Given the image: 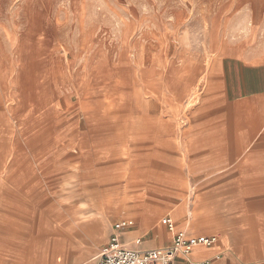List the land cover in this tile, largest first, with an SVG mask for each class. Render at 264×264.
Instances as JSON below:
<instances>
[{"label": "rangeland", "instance_id": "1", "mask_svg": "<svg viewBox=\"0 0 264 264\" xmlns=\"http://www.w3.org/2000/svg\"><path fill=\"white\" fill-rule=\"evenodd\" d=\"M239 47L264 48V0H0V261L89 260L101 189L109 229L195 204L184 128L214 57ZM73 213L77 230L52 231Z\"/></svg>", "mask_w": 264, "mask_h": 264}, {"label": "crops", "instance_id": "2", "mask_svg": "<svg viewBox=\"0 0 264 264\" xmlns=\"http://www.w3.org/2000/svg\"><path fill=\"white\" fill-rule=\"evenodd\" d=\"M207 75L208 89L202 104L184 128L186 153L198 155L190 167L186 165L185 181L199 186L198 201L167 214L165 207H136L135 213L117 220L109 229L107 210L111 207L107 198L111 200L112 193L96 191L88 205L98 212L82 226L92 230L94 242L103 246L89 260L90 252L78 254L74 264H96L120 221L127 222L121 231L125 247L140 252L170 247L174 233L162 223L166 216L172 217L177 231L218 237L214 246L198 247L187 257H180L178 264H264V48L221 51ZM125 183L124 194L128 188L141 187L145 183L143 169L142 173L130 172ZM79 213L68 216L67 230L62 231V220L52 231L74 232L81 226L73 219L80 218ZM47 260L45 255L33 263L47 264ZM61 263L60 256H55L52 264Z\"/></svg>", "mask_w": 264, "mask_h": 264}, {"label": "built area", "instance_id": "3", "mask_svg": "<svg viewBox=\"0 0 264 264\" xmlns=\"http://www.w3.org/2000/svg\"><path fill=\"white\" fill-rule=\"evenodd\" d=\"M162 223L174 233L170 247L145 252L125 247L121 231L127 226V222L120 221L115 224L110 242L98 255L96 264H178L180 257H187L198 247H212L218 241L217 236H191L185 231H177L170 216L164 217Z\"/></svg>", "mask_w": 264, "mask_h": 264}]
</instances>
